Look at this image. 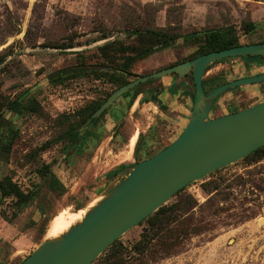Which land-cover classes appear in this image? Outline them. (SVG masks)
Instances as JSON below:
<instances>
[{"label": "rangeland", "instance_id": "rangeland-1", "mask_svg": "<svg viewBox=\"0 0 264 264\" xmlns=\"http://www.w3.org/2000/svg\"><path fill=\"white\" fill-rule=\"evenodd\" d=\"M243 22L253 23L254 29L247 31ZM142 23L148 27L171 23L183 35L136 61L131 80L191 55L207 29L231 25L241 45L264 41V0H0V138L10 141L9 150L0 149V180L7 176L24 191L44 180L34 189L33 200L15 215L12 200H0V264H17L28 256L60 209L86 207L100 194L102 178L133 162L124 161L132 135L138 138L141 133L143 154L146 147L159 151L181 133L175 112L160 107L128 111L119 98L96 123L80 125L77 139L65 136L79 122L78 111L101 99L112 86L91 76L57 82L52 74L83 64L78 53L92 65L100 60L98 46L131 41L125 28ZM103 34L108 37L101 38ZM62 43L72 47L63 48ZM245 64L237 57L214 63L203 77L220 75L227 82L264 72V62ZM155 80L137 88L138 93L147 92L141 103L155 102L149 94ZM209 83L204 82L203 88H210ZM14 100L20 104L18 112L8 108ZM262 100L264 82L241 86L221 95L210 117ZM120 108L115 121L112 112ZM42 165H48L60 182L48 183L50 174L41 177ZM258 172H264V159L256 164L240 159L186 185L182 194L195 201L187 214L203 230L180 238L168 256L155 261L126 257L127 264H264V173ZM209 179L223 181L228 193L226 200H215L211 211L205 205L211 194L202 190ZM175 199L172 196L165 204ZM145 225L133 226L118 240L130 249Z\"/></svg>", "mask_w": 264, "mask_h": 264}, {"label": "water", "instance_id": "water-1", "mask_svg": "<svg viewBox=\"0 0 264 264\" xmlns=\"http://www.w3.org/2000/svg\"><path fill=\"white\" fill-rule=\"evenodd\" d=\"M242 56L264 58V42L210 51L134 78L112 91L81 128L122 94L151 79L171 75L182 80L190 74L194 99L187 121L174 141L146 159L129 163L110 178H102L98 182L102 186L100 194L92 205L83 207L81 219L57 236H44L19 264H91L111 243L184 186L263 146L264 100L215 117H210V109L214 99L227 90L264 82V72L227 81L208 93L202 85L211 63Z\"/></svg>", "mask_w": 264, "mask_h": 264}, {"label": "trees", "instance_id": "trees-1", "mask_svg": "<svg viewBox=\"0 0 264 264\" xmlns=\"http://www.w3.org/2000/svg\"><path fill=\"white\" fill-rule=\"evenodd\" d=\"M243 28L247 31H251L254 29V25L251 22H243ZM125 31H127L129 35L133 36L132 40L129 42H124L122 40L106 41L101 46H98L97 51L100 54H98V56H100L99 61H95L92 65H89L85 63V57L82 55V53H78L80 58L79 63L83 64H79L77 67L73 68L60 69L52 74V76H55L57 79V82H63L65 79L76 78L78 76H91L94 79L105 80L112 86L111 89L106 92L101 99L90 102L78 111L79 122L77 125L72 126L71 130L65 134L69 141L77 139L79 135V130H77V128L90 117V115L101 105V103L109 96L112 91L131 80V68L136 61L147 57L157 50L171 46L183 35L177 30L175 25L171 23L163 27H148L142 23L132 27L127 26ZM107 37L108 36L106 34H103L101 38ZM239 45H241L239 42V36L233 26L229 25L207 29L203 31V38L191 55L187 56L186 58L176 60L168 66L195 58L196 56L210 51H218ZM60 46H63V48L72 47L71 43H62ZM231 58L236 57H227L214 61L206 68V71L214 63L223 62ZM237 58H240L246 64L252 62H264V58L260 56H242ZM187 76L189 77V85L192 89L191 91L194 99V87L192 84L191 75L189 74ZM204 82H210V88L206 89L204 87L205 92L208 93L216 86L225 83L226 81L221 79L220 75H216L207 78L203 77L202 85ZM140 85L141 83L122 94L121 98L125 100L126 108H129L133 104L137 95L142 93H138L137 90ZM236 88L238 87L229 89L226 92L232 91ZM221 95L214 99L213 104ZM151 98L153 99L154 96H151ZM19 107L20 104L16 100L11 101L8 104V108L12 109L14 112H18ZM1 109L2 106L0 105V125L2 123ZM122 110L123 109L120 108L117 111L112 112V118L115 121L120 118V113H122ZM238 110L240 109L231 110L230 113L236 112ZM106 112L107 109L103 110L100 115L96 118H93L87 124V126L96 123L106 114ZM140 142L141 133L138 135L133 150L135 162L146 159L158 151L151 152V148L146 147L143 150L144 155L140 154ZM51 143L52 141L46 142L44 145H42V148L47 147ZM164 147L165 146L161 147V149ZM9 148L10 141H2L0 138V149L9 150ZM262 159H264V145L252 151L241 160L247 162L248 164H256ZM127 165L129 164H122L117 170H120ZM220 169H222V167L209 173L207 176L212 175ZM38 172L41 177H47L48 174H50V168L48 165H42L38 168ZM115 172L116 171L113 173ZM236 177L241 178L240 175H237ZM47 181L52 185L56 182H60L52 173L49 175ZM221 182L223 181L209 179L202 183V190L208 195L211 194L205 202L206 208L210 211L214 210L215 200H226L228 197V193L225 191L224 185H221ZM35 187L36 185H34L32 189L24 191L19 185L14 183L9 177L6 176L0 180V200L3 201L7 198L11 199L13 209L16 210L13 213L15 215L33 200L35 196ZM184 189L185 186L173 195L176 197L174 201L169 204L162 205L155 212L148 215L145 219L138 223L141 224L145 222L146 225L140 234V238L130 247V249L124 247L117 239L111 243L91 264H127L126 257H137L138 260H141L143 257H152V260L155 261L159 257L162 258L172 254L180 238H185L190 234L200 233L203 230V225H201L200 222H192L193 216H189L187 214L195 206V201L190 194H182ZM50 222L51 219L49 220L48 225ZM23 260L24 259L20 260L17 264L21 263Z\"/></svg>", "mask_w": 264, "mask_h": 264}, {"label": "crops", "instance_id": "crops-1", "mask_svg": "<svg viewBox=\"0 0 264 264\" xmlns=\"http://www.w3.org/2000/svg\"><path fill=\"white\" fill-rule=\"evenodd\" d=\"M179 82L180 80H178L177 77L171 75L156 79L151 84V88L155 89L152 94L155 102L149 100L141 103L140 99L143 96H146V94L140 93L134 100L133 104L128 108V111L141 112L146 108H153L156 110L160 107L164 111L175 112V118L178 123L182 124L183 128L191 110L193 95L191 91L192 89L188 84L183 88H177ZM141 132H144V129H141ZM133 150L128 156L124 157V161H130L131 159L133 162L135 161Z\"/></svg>", "mask_w": 264, "mask_h": 264}, {"label": "bare ground", "instance_id": "bare-ground-1", "mask_svg": "<svg viewBox=\"0 0 264 264\" xmlns=\"http://www.w3.org/2000/svg\"><path fill=\"white\" fill-rule=\"evenodd\" d=\"M136 133V132H135ZM137 135H132L127 144V151L126 156H128L135 145ZM125 153V152H124ZM96 201V200H94ZM93 202L89 204L92 205ZM85 212V208H80L77 210H72L71 208H62L58 211V213L52 218L51 222L48 225V228L46 230V233L44 234L45 237H52L57 236L60 233L64 232L68 227L73 224L75 221H78L81 219Z\"/></svg>", "mask_w": 264, "mask_h": 264}, {"label": "flooded vegetation", "instance_id": "flooded-vegetation-1", "mask_svg": "<svg viewBox=\"0 0 264 264\" xmlns=\"http://www.w3.org/2000/svg\"><path fill=\"white\" fill-rule=\"evenodd\" d=\"M189 79L188 76H186L184 79L180 80V82L178 83V86L177 88H183L184 86H186L187 84L189 85V83L186 81V79ZM155 91L154 88H152L151 90H149V94H150V97L152 96L153 92ZM144 94L147 93V92H143ZM124 100V99H123ZM124 107L126 108L125 106V100H124Z\"/></svg>", "mask_w": 264, "mask_h": 264}]
</instances>
